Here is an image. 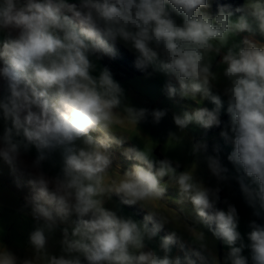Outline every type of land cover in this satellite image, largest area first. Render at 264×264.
<instances>
[{
    "label": "clouds",
    "instance_id": "clouds-1",
    "mask_svg": "<svg viewBox=\"0 0 264 264\" xmlns=\"http://www.w3.org/2000/svg\"><path fill=\"white\" fill-rule=\"evenodd\" d=\"M209 7V0H0V160L12 174L28 177L31 195L23 209L35 221L28 234L32 255L21 259L4 245L0 264H249L245 247L251 264H264V224L249 222L245 245L236 206L225 198L226 210L217 207L221 188L206 186L197 175L207 141L192 143L197 161L183 171L179 161L154 160V148L123 147L116 133L133 138L126 124L141 135L138 126L148 116L159 124L167 110L126 103L111 71L98 70L92 59L114 58L122 41L134 52L137 69L151 66L175 77L177 84L164 86L167 98L213 105L174 114L180 133L221 125L225 100L214 88L222 75L229 121L219 135L233 145L227 160L244 201L264 219V43L253 39L264 37V0L218 6L215 15L203 11ZM242 33L248 35L234 41ZM218 65L222 74L214 71ZM169 139L180 144L184 137L170 132ZM33 148L29 163L23 157ZM113 148L136 163L122 173L113 168ZM213 151L217 155L204 156L207 168L218 182L226 181L220 145ZM56 153L59 171L50 176L43 163ZM169 186L178 191L176 202H190L197 223L207 224L227 247L222 260L205 232L188 224L185 232L196 246L191 253L172 255L175 245L184 247L176 230L149 247L172 223L159 207H167ZM113 195L145 210L143 220L105 207ZM73 215L77 219L69 223ZM61 225V252L55 255L49 241Z\"/></svg>",
    "mask_w": 264,
    "mask_h": 264
},
{
    "label": "rangeland",
    "instance_id": "rangeland-1",
    "mask_svg": "<svg viewBox=\"0 0 264 264\" xmlns=\"http://www.w3.org/2000/svg\"><path fill=\"white\" fill-rule=\"evenodd\" d=\"M69 2L78 4L79 0H69ZM209 3H211V0H209ZM210 9L211 4L208 9H204L203 11L210 14ZM237 17L238 16L234 15L233 19H236ZM175 19L177 20V23H182V19L180 17H175ZM246 35L248 34L242 33L234 37V41H239ZM253 39L257 42L264 43V37H261L259 34L253 37ZM119 42L124 45L122 41ZM127 48L129 49V47ZM131 52L134 53L133 51ZM92 59L97 64L98 70L103 68L94 57H92ZM219 60L220 56H217L216 62ZM223 67V65L215 66L214 71H216L218 74H222ZM149 69V73H151L150 76L148 74L145 76H136L126 82L116 81L119 82L125 90L126 103L136 108H147L149 111L156 109H166V116L159 124H154L152 122V117L148 116L147 120L138 126L142 136L137 129L127 124L124 127L129 131L133 138L128 139L126 134H121L119 132L116 134L118 137H122L124 139L123 147L136 146L143 148L144 146L146 150L154 148V160L158 161L162 160V157L163 159L167 157L172 160L179 161L181 164L180 169L184 170L185 167H189L197 161V158L191 154V145L194 141L189 135L188 130H185V133H180L179 129L174 123L173 116L174 114H179L183 111H192L196 108L194 105L195 102L188 99H180L179 97L173 99L167 98L163 91L164 86L169 81H171L173 84H177L175 77L155 71L151 66ZM94 74H98V71ZM224 84L225 81L223 80L222 75H220V83L214 89L225 101H227V98L223 95ZM200 106H203V104H200ZM148 125H150L151 128ZM2 131L3 123L0 121V134H2ZM170 132L176 133L177 135H182L184 137L182 143L176 144L175 141L169 139ZM93 135L95 136L96 134ZM111 151L114 155L113 168L119 166L121 173L124 170L129 169L133 163H136V161H130L122 156L120 149L113 148ZM35 156L36 151L33 148L23 158L30 163L35 158ZM204 156L205 154H202L199 157L197 175L204 180L206 186H219L221 188L219 195L221 196L222 193L223 200L225 198L228 199L230 203L236 206L237 210L242 212L240 216L244 219L242 221L243 223L240 232L245 245H247L249 243L247 240V232L250 231L248 228V219L251 218L252 214L250 212H245L243 216V208L245 210V204L240 200L239 192L232 187L233 183L239 187L237 180L234 178L236 175L230 176L226 181L218 182L217 179L211 175L209 169L207 168ZM59 161V154H54L51 160L45 161L43 163V170L50 176L57 174L59 171ZM112 174L115 175L116 173L113 172ZM27 179L28 177L21 174L20 172L12 174L7 165H5L2 160H0V248L4 247L5 245L7 249L12 251L21 259L30 257L32 255V249L28 244V234L34 229L35 226V221L29 214L30 210L23 209L25 197L31 195V188L27 184ZM17 180H19L21 187H17ZM166 197L167 207L162 204H160L159 207L172 221L171 224L167 225L168 228L171 230H176L177 234H182L184 237L188 238V241L192 243L189 234L185 231L186 225H190L194 219H186L183 215L181 216V214L184 213L187 215L193 213L192 205L187 201L183 203H177L176 201L178 200V191L172 186L168 187ZM220 204L218 203V206ZM105 207L110 210L120 209L122 214L131 216L132 218L138 220L123 205L116 201L113 196L111 200L106 203ZM222 209L226 210V205L223 203V201ZM177 214L180 216L179 218H177ZM188 218H190V216ZM72 221H75V215L70 217L69 223ZM64 226L66 225H61L59 228H57L50 238L49 251L52 254L59 255L61 252L60 229ZM217 245L219 247V241H217Z\"/></svg>",
    "mask_w": 264,
    "mask_h": 264
},
{
    "label": "crops",
    "instance_id": "crops-1",
    "mask_svg": "<svg viewBox=\"0 0 264 264\" xmlns=\"http://www.w3.org/2000/svg\"><path fill=\"white\" fill-rule=\"evenodd\" d=\"M3 39V34L0 33V41H2ZM127 48V47H126ZM0 86H2V81H0ZM214 92L218 93L215 89H214ZM223 99V98H222ZM224 100V99H223ZM203 106L205 107H213V105L209 102V101H203L202 102ZM194 105L196 107L200 106V105H197L196 102L194 103ZM226 108H227V103L225 101V107L224 109L222 110V115H221V119L225 116H228L227 114V111H226ZM150 128L151 126L148 125ZM225 127V126H224ZM224 127L219 130L217 133H215L214 135L210 136L209 138L205 139L209 145L208 147V152L205 154V155H217L214 151H213V146L216 145V144H219L220 145V148H221V151L219 153V157L221 159V162L222 164L227 167L229 169V172H228V176H234V175H237V173L233 172L235 171L233 165L227 160V156L228 154L231 152L232 148H233V145L231 143V141H228L226 142L222 137H220L219 133L224 129ZM188 130V133L189 135L192 137L193 141H196V140H202V137L203 135L206 133L207 130H204V129H200L198 127H195V126H189V128L187 129ZM161 156V155H160ZM162 157V156H161ZM163 159V157H162ZM180 171H183L181 169H179ZM232 187L233 189L235 188L238 192H239V198L241 201L244 202L245 204V210L243 208V216H244V213L245 212H250L252 215H251V218L248 219V224L250 221H253L255 220L257 223H260V224H264V219H260V218H257L256 216L253 215V210L246 204V202L244 201L243 199V196L239 190V187L233 183L232 184ZM221 206L217 205V207L219 208H222V201H223V196H222V193H221ZM193 212V211H192ZM241 211L238 210V214H239V217H240V220H239V225H238V230L240 231L241 230V226H242V221L244 218H242L240 215H241ZM184 216L186 219H194V221L190 224L191 226L193 227H196L197 229L199 230H202L205 232L208 240H209V244L211 247H213L216 251V254L218 255V257L222 260L224 255L226 254V252L228 251L227 247L224 246L222 244L221 241L219 240H216L213 236H212V233L211 231H209L206 227V225L203 223V222H199L197 223V221L195 220L194 218V213H191V214H181V216ZM190 216V218H188ZM171 230L170 228H168L167 225H165V227L158 233L157 237L154 239V241L149 245V247H155L159 240L164 237L165 235H167L168 233H170ZM178 237L180 238V242L184 245L183 249L180 247V244H177L173 247L172 249V255L175 256V255H181L183 256L185 254V252L187 253H191L194 249H195V245L193 243H191L190 241H188V238L184 237L182 234H178ZM215 240V241H214ZM217 241H219V247L217 245ZM211 242V243H210ZM213 242V243H212ZM242 254L246 257L249 258V264H251V260H250V249L245 247V249L243 250ZM195 259V257H193ZM197 264H208L207 261L205 262H200L199 260L197 261Z\"/></svg>",
    "mask_w": 264,
    "mask_h": 264
},
{
    "label": "trees",
    "instance_id": "trees-1",
    "mask_svg": "<svg viewBox=\"0 0 264 264\" xmlns=\"http://www.w3.org/2000/svg\"><path fill=\"white\" fill-rule=\"evenodd\" d=\"M245 3V0H211V9L210 14L215 15L218 9V6L222 5H231L233 9L237 6ZM239 14H235L238 16ZM116 55L114 58L102 57L97 59V62L102 67H107L111 73L113 74V78L119 82H126L131 78L136 76H145L150 72V69H147V72L141 71L135 67V54L132 53L128 48H126L121 42H117L116 44ZM222 123L219 127L213 126L211 129H208L206 133L203 135L202 139H207L210 136L217 133L221 130L229 121V116H225L221 119ZM113 198L118 201L120 204L119 197L113 195ZM123 205V204H121ZM130 213L133 214L139 221L143 220V217L146 215V211L142 210L138 205L129 206L123 205ZM77 217L75 216V220ZM205 224V223H204ZM207 229L209 230V226L205 224ZM214 227V226H213ZM210 231V230H209Z\"/></svg>",
    "mask_w": 264,
    "mask_h": 264
}]
</instances>
